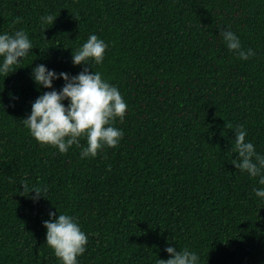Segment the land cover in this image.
Returning <instances> with one entry per match:
<instances>
[{"label":"trees","instance_id":"1","mask_svg":"<svg viewBox=\"0 0 264 264\" xmlns=\"http://www.w3.org/2000/svg\"><path fill=\"white\" fill-rule=\"evenodd\" d=\"M47 14L57 18L42 27ZM225 28L256 56L230 52ZM17 30L34 48L0 75V264H60L43 226L56 208L88 236L79 264H157L169 245L200 264H264V201L253 191L264 186L228 153L242 125L264 154V0H0V33ZM92 34L108 44L103 63L74 66L72 50ZM40 64L72 76L88 67L118 87L127 111L117 148L81 159L75 145L61 154L31 137L22 120L51 90L30 78ZM22 182L47 198L21 195Z\"/></svg>","mask_w":264,"mask_h":264},{"label":"clouds","instance_id":"2","mask_svg":"<svg viewBox=\"0 0 264 264\" xmlns=\"http://www.w3.org/2000/svg\"><path fill=\"white\" fill-rule=\"evenodd\" d=\"M51 14L40 17L41 26L53 24L55 19ZM16 23L21 18H16ZM220 37L227 49L240 60L247 61L256 56L252 48L245 49L240 37L225 28ZM34 48L32 40L24 30L14 33H0V75L7 77L14 71L13 66L24 61ZM108 44L97 35L92 34L75 53L72 50L74 66L88 65L94 61L100 65L105 58ZM93 69V68H92ZM30 78L43 91L31 104V112L23 119L29 134L38 143L50 145L65 154L75 145L81 148L80 158H95L106 147L117 148L124 137L122 129L114 126L122 122L127 111V102L118 87L110 84L98 71L89 72L88 67L75 76L55 70L40 64L32 68ZM62 79L64 84L56 90L53 82ZM67 101V104H65ZM248 133L241 125L235 130V140L228 153L238 154L232 163L235 168L248 177L257 179L264 186V154L257 152L253 142L246 140ZM86 139V146H81V139ZM108 170H111L109 166ZM23 192L34 202L47 198V188L30 186L22 182ZM255 196L264 201V187L253 189ZM30 193L34 195L30 196ZM25 196V195H24ZM49 212V220L43 222L46 228V244L52 249L60 264H79V257L87 251L88 236L82 230L76 217L69 214ZM169 254L168 259H158L157 264H200V255L188 247L177 248L169 245L164 249Z\"/></svg>","mask_w":264,"mask_h":264}]
</instances>
